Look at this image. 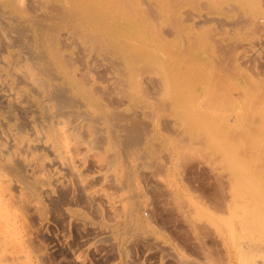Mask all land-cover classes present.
<instances>
[{"label":"rangeland","instance_id":"374dc122","mask_svg":"<svg viewBox=\"0 0 264 264\" xmlns=\"http://www.w3.org/2000/svg\"><path fill=\"white\" fill-rule=\"evenodd\" d=\"M186 14L184 0H0V142L62 110L72 145L67 165L33 140L39 170L4 151L15 264L264 257V46L242 54L260 30L224 41Z\"/></svg>","mask_w":264,"mask_h":264},{"label":"bare ground","instance_id":"6f19581e","mask_svg":"<svg viewBox=\"0 0 264 264\" xmlns=\"http://www.w3.org/2000/svg\"><path fill=\"white\" fill-rule=\"evenodd\" d=\"M184 1H185V4H186V13H187L186 17H185L186 21H185L184 25H187V26L198 25L199 27L201 25H211L210 27L213 28L212 31H214V30L216 32L219 31V33H220L219 38L220 39H224V41L225 40H229V39L234 38V37H240L239 35L241 33H246L248 31H254L256 29L260 30V33H259V35L257 37L252 38V39H247L244 42L245 46L242 45L244 47V48H242L243 49L242 54L248 55V56H252V55H256L257 56V54L260 53L262 47L264 46V0H184ZM230 33L233 34L234 36L230 37V35H229ZM6 38H7V36H6ZM216 39L218 40V38H216ZM232 40L233 39H231V41ZM218 41H220V40H218ZM25 52H23V53L25 54ZM26 55H28V54H26ZM27 58H29V57H27ZM21 70L23 71L24 75L25 74L27 75V78L29 80H33L34 79V77H32V74L30 72H28L25 68H21ZM15 75H16V73H15ZM20 75L21 74H19V76ZM21 78H22V75H21ZM25 82H27V84H28L29 81L25 80ZM41 83H42V81H41ZM43 86L45 87L46 84L43 85ZM6 87H7L6 88V90H7L6 95H7V97L10 100L13 99V98L15 99L17 97V95L20 94L17 89H14L9 84H6ZM28 87H30V86H28ZM32 88H34V86ZM44 90H46V89H44ZM35 91H36V89H35ZM35 91H33V92L34 93L38 92V90L36 92ZM55 92L56 93H58V92L61 93L60 91H56V90H55ZM55 92H53V94H55ZM23 94L24 93H22L21 96ZM37 94H40V92L37 93ZM50 94H52V93H50ZM52 95H50V96H52ZM60 95H58V96H60ZM25 96H26V94H25ZM21 98L22 97H20L19 100H21ZM49 98L51 99V97H49ZM55 98H57V97H55ZM61 98H63V97H61ZM58 100H60V101L63 100L64 101L65 99H58ZM60 101H59V103H60ZM28 102L29 101H27V103ZM55 102H57V100ZM3 103L4 102H2V107H3ZM19 104L20 103H18V105ZM28 104L34 105L33 102L31 103V101ZM54 104H56V103H54ZM57 104H58V102H57ZM60 104H62V102ZM6 106L7 105L4 104V107H6ZM10 106L8 105L7 108L10 107ZM19 106H14L13 109L15 107L20 109L21 106H20V108H19ZM63 106H64V102H63ZM54 107H56V106H54ZM6 110H9V108L6 109ZM11 110H12V108H11ZM54 110H56V109H54ZM36 112H37V109H36ZM60 112L62 113V110ZM60 112L57 113L55 111V113H57V115L55 113H53V114H55L56 117L49 123V125H47V126L43 125V126H38V127H34L33 126V129H32L33 138H32V140H30L29 138H26V137H24L22 135H14L13 137L11 136L12 140H11V146L10 145H9L10 147L8 146L9 149L6 148L5 142L1 141L0 142V161L5 159L4 151H7V150H10V151L12 150V153L19 155L24 160H27L26 157H25V154L23 152L27 151V150H31V148L34 146L33 140H35V142L37 140H40V141L44 142L45 144H47L48 146L51 147V152L53 153L55 159L59 163H64V164L69 165L71 163L69 151L72 148V145L67 140L66 131L68 129V127H67L68 121L66 123L65 121L67 119H64L66 114H65L64 118L60 117V115H59V114H61ZM66 113H68V112H66ZM18 114L19 113L17 112V115ZM21 114H22V111H21ZM22 115H21L22 120L26 119V118H23L24 116L22 117ZM87 115H89V114H87ZM6 116H7V114H6ZM44 116H42V117H44ZM84 116L87 119V116L86 115H84ZM35 117L38 118V115L35 116ZM35 117H34V120L36 119ZM52 117H53V115H52ZM66 117L68 118V116H66ZM77 117H79V116H77V114H76V118ZM91 117H93V116H91ZM12 118H13V116H12ZM12 118L9 117L10 120ZM18 118H19V116H18ZM90 118H89V120H92ZM230 118L232 119V115H231ZM44 119H45V117H44ZM45 120L47 122V119H45ZM4 122L5 121H3V122L1 121L2 125L4 124ZM21 122L22 121L20 120L19 121L20 125H22L24 123V122L23 123H21ZM27 122H29V121H27ZM71 122H73V120L70 121L69 124H71ZM19 123L17 122V126H18ZM83 124H85V123L83 122ZM27 125H28V123H27ZM77 126H78V124H77ZM3 127H5V126H3ZM73 128H74V126L71 129H73ZM75 131H77V127H76ZM83 131H82V134H83ZM93 131H94V129H93ZM85 132H84V136H85ZM79 133H80V131H79ZM93 134H94V132H93ZM79 135H81V134H79ZM84 136L81 135V137H84ZM83 139H85V138H83ZM86 142L88 143V141H86ZM38 145L42 146L41 143L38 144ZM35 146H37V144ZM47 150H48V148H47ZM27 152H29V151H27ZM51 152L49 151V153H51ZM15 159L13 160L14 164L17 161V160L15 161ZM17 159H18V157H17ZM19 161L21 162L20 159H19ZM27 161L30 162L32 167L36 168L37 170L41 169L43 167V165H44V159H43L42 156H39V155H33V156L29 157ZM20 162H18V164ZM52 162H54V161H52ZM47 164H49V163H47ZM21 165H22V163H21ZM49 165H51V164H49ZM5 166L7 167V164H5ZM2 167H3V165H2ZM12 167L13 166H11V168ZM19 168H20V166H19ZM22 168H24V165H23ZM12 169H14V167ZM61 169H63V168H61ZM65 169H66V167H65ZM37 170H35V171H37ZM46 170H47V168H46ZM50 170H52V169H50ZM12 171H14V170H12ZM22 173H23V171H22ZM97 178H99V176ZM12 180H14V179H12ZM10 183H11V178L3 171V169L0 166V264H15L16 261L19 259V254L17 253V251H21V250H14V247H12V246H14L15 244H17L19 242V235H18V232H17V230H18L17 229L18 220L16 218V212H15L13 206L10 203V197H11L10 188L12 186V185L10 186ZM14 186L15 185H13L12 187H14ZM14 190H17V188L16 189L14 188ZM245 217H249V216L245 215ZM242 240H244V239H242ZM239 242L242 243L243 241L241 242V240H240ZM245 242H247V240H244V242L241 245L245 246L246 245V244L244 245ZM23 256H25V255H23ZM255 259H254L255 262L252 261L253 260L252 259L251 260L252 262L250 261L251 263L250 262H248V263L246 262V264H264V257H255Z\"/></svg>","mask_w":264,"mask_h":264}]
</instances>
